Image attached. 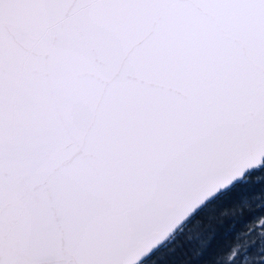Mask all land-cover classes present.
Masks as SVG:
<instances>
[{"label":"snow or ice","instance_id":"snow-or-ice-1","mask_svg":"<svg viewBox=\"0 0 264 264\" xmlns=\"http://www.w3.org/2000/svg\"><path fill=\"white\" fill-rule=\"evenodd\" d=\"M0 264H264V0H0Z\"/></svg>","mask_w":264,"mask_h":264},{"label":"trees","instance_id":"trees-1","mask_svg":"<svg viewBox=\"0 0 264 264\" xmlns=\"http://www.w3.org/2000/svg\"><path fill=\"white\" fill-rule=\"evenodd\" d=\"M239 220V215L237 216V218H234L231 221V224L233 227H236L238 230H243L245 228V223L244 222H238Z\"/></svg>","mask_w":264,"mask_h":264}]
</instances>
